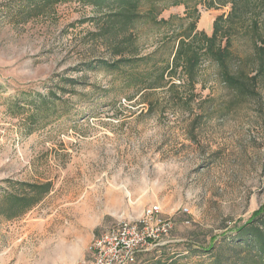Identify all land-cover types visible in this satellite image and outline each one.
I'll return each instance as SVG.
<instances>
[{
  "label": "rangeland",
  "instance_id": "obj_1",
  "mask_svg": "<svg viewBox=\"0 0 264 264\" xmlns=\"http://www.w3.org/2000/svg\"><path fill=\"white\" fill-rule=\"evenodd\" d=\"M229 9L201 7L197 28L210 35ZM91 16L78 2L0 0V196L19 182L52 184L21 215H0V264L81 261L100 232L150 205L173 228L136 264H213L264 203V83L235 97L204 61L189 107L162 90L141 95L96 62L111 57ZM163 32L140 28V52ZM234 46L252 53L247 40Z\"/></svg>",
  "mask_w": 264,
  "mask_h": 264
},
{
  "label": "trees",
  "instance_id": "obj_2",
  "mask_svg": "<svg viewBox=\"0 0 264 264\" xmlns=\"http://www.w3.org/2000/svg\"><path fill=\"white\" fill-rule=\"evenodd\" d=\"M39 1L44 5L78 2L91 6L95 16L90 20L95 21L96 26L92 35L101 38L111 57V60H97L98 65L111 74H122L126 87L142 92L141 95L164 91L175 99L173 107L187 108L194 102V89L204 61L215 65L221 82L235 97H254L258 85L264 83V18L261 17L264 0ZM179 5L184 7L183 15L160 16L164 9ZM216 5H229L230 9L226 15L216 16L209 35L197 28L200 9ZM148 26L164 29V32L155 48L142 54L138 30ZM242 39L252 47V53L245 57L239 56L234 46ZM166 50L169 57L161 58L160 51ZM180 88H188L190 97L183 98ZM18 185V192H4L0 196V215L6 218L24 213L49 193L52 186L50 181L19 182ZM233 229L235 240L223 242L228 244L225 247L228 254L221 253L217 246L213 264H264V203ZM212 241L207 248L200 246L201 250L214 248L218 241L216 236H212Z\"/></svg>",
  "mask_w": 264,
  "mask_h": 264
},
{
  "label": "built area",
  "instance_id": "obj_3",
  "mask_svg": "<svg viewBox=\"0 0 264 264\" xmlns=\"http://www.w3.org/2000/svg\"><path fill=\"white\" fill-rule=\"evenodd\" d=\"M172 228L173 222L162 215L160 206L150 205L138 220H121L100 232L85 259L59 264H136L138 257L158 245Z\"/></svg>",
  "mask_w": 264,
  "mask_h": 264
}]
</instances>
